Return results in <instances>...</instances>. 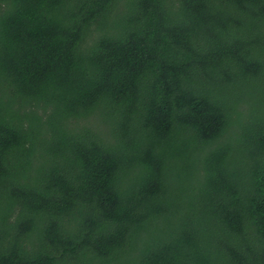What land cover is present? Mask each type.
<instances>
[{
    "label": "trees",
    "instance_id": "1",
    "mask_svg": "<svg viewBox=\"0 0 264 264\" xmlns=\"http://www.w3.org/2000/svg\"><path fill=\"white\" fill-rule=\"evenodd\" d=\"M0 264H264V0H0Z\"/></svg>",
    "mask_w": 264,
    "mask_h": 264
}]
</instances>
